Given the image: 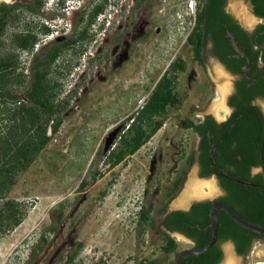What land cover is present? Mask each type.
I'll return each mask as SVG.
<instances>
[{"label": "rangeland", "instance_id": "374dc122", "mask_svg": "<svg viewBox=\"0 0 264 264\" xmlns=\"http://www.w3.org/2000/svg\"><path fill=\"white\" fill-rule=\"evenodd\" d=\"M95 1L98 4L103 0ZM186 1H108L100 24L104 15L113 22L121 10H129L137 3L134 18L127 22L128 38L140 36L141 30L148 36L139 46L138 41L134 43L135 49L124 69L118 67L109 74L104 69L102 75L107 76L106 80L88 83L80 101L68 102L59 112L63 120L59 131L51 135L49 144L31 166L17 176L4 200L20 202L26 216L20 226L0 235V264H69L75 253L73 264H139L152 259L169 264L180 252L195 247L194 241L171 232L169 236L177 243L176 251L165 253L161 249L166 244L162 219L173 209H181L175 207L176 201L190 181L197 178L196 162L186 165V158L195 150L198 137L192 131L178 128L176 118L189 117L195 121L199 116H215L212 107L219 98L215 70L219 64L210 55L206 70L197 65L191 47L184 43L189 28L183 29L176 20L178 14H184ZM226 9L249 31L259 23L247 0H228ZM16 15L0 38V56L19 52L11 40L16 31L24 30L27 15L22 10ZM70 19L79 21L80 17L70 15ZM83 26L80 25L79 31ZM99 26L96 23L89 27L90 37L99 31ZM114 48L109 43L103 52L112 56ZM123 51L121 47L119 54ZM19 54L22 56L18 62L25 74L27 60L22 51ZM68 54L63 58V72L70 66L68 61L75 58L71 52ZM179 58L186 66L185 71L175 72L177 90L184 97L182 107L172 110L163 127L126 162L109 167L107 153L131 123L126 118L145 104L156 83ZM229 79L231 84L234 77ZM71 80L63 78L60 100L67 98L73 85ZM23 92L24 89H17L16 93L22 96ZM226 98L227 94L225 105ZM258 102L264 110V102ZM227 113L228 108L222 118H215L223 120ZM9 125V120L0 116V135ZM184 168V181L177 192L170 193L168 200L166 195ZM83 181L87 185L81 188ZM198 181L202 197L197 200H214L221 195L215 177ZM2 204L3 201L0 208ZM143 210L151 211L158 230H142L139 219ZM51 228L54 230L50 231ZM42 234L47 240L44 244ZM255 243L239 264H252ZM39 245H43V250L39 251ZM229 259L236 264L233 257Z\"/></svg>", "mask_w": 264, "mask_h": 264}, {"label": "trees", "instance_id": "16d2710c", "mask_svg": "<svg viewBox=\"0 0 264 264\" xmlns=\"http://www.w3.org/2000/svg\"><path fill=\"white\" fill-rule=\"evenodd\" d=\"M108 1L103 0L101 4H96L90 14V20L84 31H81L77 40L82 42L89 38L88 29L94 24L98 16L106 9ZM254 5L255 14L264 21V0H250ZM228 0H198V10L196 24L188 37V42L194 46L195 60L203 62L201 57V45L204 38L211 39L218 47L221 44L223 51L217 52L220 60L227 68L235 73H242V67H247L246 58L231 59L227 55L234 54L235 51L230 46L231 34L238 46L243 50L247 57L251 58L256 65L260 57L250 49L249 34L243 30L238 22L225 11ZM86 14V13H85ZM17 15L13 7L2 5L0 8V38L5 33L9 23L16 20ZM263 32V34H261ZM254 36L264 37V23L259 26ZM18 41L22 47L32 45L29 39L24 36ZM1 43V42H0ZM224 47H228L224 50ZM264 61V60H263ZM18 60L9 54L0 56V89L9 90L16 74ZM186 70L182 59L174 61L169 71L156 83L152 89L149 98L145 104L128 121L126 131H122L119 140L114 147L110 149L106 156V162L109 167L114 168L134 155L141 149L163 126L164 119L167 117L168 109L178 108L183 103L184 97L180 96L177 90V76L175 72ZM16 82L22 89L26 88V78L22 75H16ZM261 77V76H260ZM259 77V78H260ZM262 78V77H261ZM262 90L252 91L241 99L232 98L230 103L235 107V113L229 121L221 124L219 127L212 119L206 124L193 125L194 129L205 137L204 144L209 140L207 132L213 137V142L217 150L226 151L225 156L218 152L210 158V153L206 152L202 157V164L206 168L205 176L213 172L208 169L213 163L219 168L226 170L227 175L232 178L231 181L222 179L223 185L230 190L231 197L224 200L233 206L238 213L247 221L264 225V220L255 219L248 209L249 196L244 195V191L250 189L249 185L243 182L256 183L259 178H251L248 169L251 166L262 165L260 151L263 148L264 140V119L260 112L252 108L250 101L258 96L264 97V80H261ZM249 80L245 77L244 81L239 82L241 92L246 88ZM18 89H21V88ZM51 85L42 81V73L37 68V77L31 84V91L28 98L31 105L23 102L21 107L10 108L7 106V99L0 100V116L9 120V127L0 135V202L3 201L0 208V235L14 230L21 225L25 216L26 209L16 200H4L8 192L16 184V178L26 171L37 159L51 140L48 132L56 134L62 126V120L53 119L55 113L64 110L68 104L61 108L54 104L51 93ZM10 91L0 92V97H10ZM3 106V107H1ZM207 148L210 146H206ZM206 148V149H207ZM252 151V152H249ZM230 152L229 154H227ZM232 152V153H231ZM194 162L192 154L188 163ZM233 167V170L231 169ZM96 173L93 175L96 177ZM184 178H180L172 188L171 194L179 190ZM87 182L81 183V188L86 187ZM105 195L103 192L102 196ZM244 207L239 210L237 204ZM211 201L197 202L190 211L174 212L168 225L171 229L178 231L194 241L195 247L207 245L212 239V229L210 227V208ZM61 222V218L58 220ZM142 230L147 228L156 229L157 222L151 217V211L143 210ZM54 230L51 228L50 231ZM166 244L161 247L163 252L170 253L177 249L176 241L168 234H165ZM227 241H233L239 255L246 256L252 250L256 241H264V236L252 232L238 225L226 212L219 213V239L218 243L209 251L199 256H191L184 259L186 264H220L223 260L222 245ZM41 242L44 244L45 235H41ZM39 251L43 250V245L38 246ZM35 254V253H34ZM77 254H73L70 264H73ZM159 260H144L139 264H159ZM169 264H176L175 261Z\"/></svg>", "mask_w": 264, "mask_h": 264}, {"label": "flooded vegetation", "instance_id": "af4514ba", "mask_svg": "<svg viewBox=\"0 0 264 264\" xmlns=\"http://www.w3.org/2000/svg\"><path fill=\"white\" fill-rule=\"evenodd\" d=\"M248 3L252 6L253 10L252 13L259 22L257 26L252 30L249 31L246 29L237 19L233 18L238 22L240 27L245 30L249 34V43L250 49L255 53L258 54L260 57L259 61L254 64L251 58L247 57L243 50L238 46L237 42L234 41L238 47L235 48L232 38L230 37V46L235 51L234 54L227 55L231 59H241L246 58L247 60V67H242L244 74L242 73H235L230 71L227 66L220 60L217 55V52L223 51L221 44L218 47L211 39L204 38L202 40L201 45V57L203 62L195 60L199 67H202L204 70L207 68V60L209 56L215 58L216 61H219L225 68V73L229 74V76L234 77L233 81H231L230 90L226 93V105L225 110L228 113L225 115V119L218 120L215 116L212 115H205L199 116L195 121H193L189 117L184 118H176L177 120V127L183 129L185 131H192L198 137V143L194 151L189 153L186 158V165H188V159L193 154L194 155V163L197 164V178L201 179H208L210 177H215L217 181L218 191L221 195L214 199V200H226L231 197L230 190L227 189L222 182V179L231 181L232 178L227 175L226 170H223L216 166L214 163L208 167L213 173L209 176H205L206 168L202 164V157L205 155L206 152L210 153V158L212 159L215 152H218L221 156H225L226 151L217 150L215 147V143L213 142V137L211 136L210 132H207L208 141L207 144H204L205 137L199 134L194 127V124H206L209 119H212L213 122L219 127L221 124L229 121L232 115L235 113V107L231 105L230 101L232 98L241 99L242 96H246L252 91H260L262 90V85L260 83L261 80H264V37L254 36L257 32L259 26H261L264 21L261 17H258L254 11V5L250 0H247ZM95 0H0V8L2 5H8L13 7L15 13L18 11H24L27 15V21L24 25V30L17 32L12 36V44L17 49L18 54H9L10 56L15 57L17 60L21 58L22 55L19 53L22 51L24 58L27 60V67L25 74L22 73L23 68L21 64L18 62L16 65V74L13 75V79L10 85L9 90H1L3 91H10V97H0V100L7 99V103L10 108L14 107H21L23 102L27 105H31V101L28 98V93L31 91V84L34 82L35 78L37 77V68L40 69L42 73V81L46 84L51 85V93H55L54 95V104L56 107H62L64 104H68L69 101L81 100L84 95H82L83 90L85 89L86 85L89 83H93L96 80H106L107 76L102 75L103 70H107V74L112 72L113 70L119 67L120 69H124L125 65L130 61L131 54L133 52L134 43L138 41V46L147 38L148 35H144L145 31L141 30L140 36L128 38L127 33V22L134 18V13L137 11L138 4L135 3L130 6L129 10H121V14H117L113 22H110L106 15L103 23L99 26V31L96 32L95 35L92 37L85 39L82 44L81 41L77 40V36L81 31H84V28L87 26L90 20V14L96 5ZM103 2V1H102ZM102 2L98 3L101 4ZM107 8V7H106ZM105 9L101 14H104ZM226 11V7H225ZM227 12V11H226ZM86 13V14H85ZM228 13V12H227ZM73 15L75 18L80 20L76 21V19H70L69 16ZM70 21V22H69ZM14 22V21H13ZM126 23V24H125ZM83 24L85 26L79 31L80 25ZM92 24L91 26L95 25ZM159 33L160 30H157ZM263 34V32H261ZM25 39H29L33 42L32 45H28L27 47H22L21 43L18 41L19 38L23 37ZM101 40L98 38L101 37ZM86 42V45L84 43ZM113 44L115 46L114 54L111 56L109 52L105 54V45ZM185 45L191 47L193 51V56H195V49L194 46L188 42V38L185 40ZM90 44V45H89ZM84 45V47H83ZM90 46V47H89ZM93 46V48H91ZM89 47V49H88ZM123 48L124 51L122 54H119V49ZM81 48V49H80ZM228 47H224V50H227ZM71 52V55L75 58L68 61L70 66L67 68V71L64 70L63 72V58L65 55ZM195 59V57H194ZM249 60V61H248ZM220 67V66H219ZM26 78V88L21 95H18L17 89L20 85L16 82V75H22ZM228 76V75H227ZM228 76V77H229ZM261 76V77H260ZM71 77V89L67 92V98L65 100H60V95L63 89V78L68 80ZM247 78L249 82L245 89L242 90L239 87V82L244 81V78ZM260 77V78H259ZM21 88V87H20ZM22 89V88H21ZM225 94V96H226ZM21 98V99H20ZM77 100V101H78ZM258 101L264 102V97L262 95H258L254 97L250 101V105L252 108L257 109L262 119H264V110L260 106ZM183 104L180 105L178 108L168 109L167 117L164 119L165 121L169 118L170 112L172 110H179ZM227 107V108H226ZM226 111L221 112L220 118L223 117V114ZM133 115V114H132ZM130 115V116H132ZM129 116V117H130ZM126 118V121H128ZM53 119L56 121L57 119H61L59 117V113H55L53 115ZM63 122V120H62ZM163 123V125H164ZM127 125V124H126ZM163 127V126H162ZM161 127V128H162ZM160 128V129H161ZM159 129V130H160ZM126 131V130H124ZM52 133L50 132V136ZM210 146V147H206ZM207 148V149H206ZM262 150L260 151L261 159H262ZM252 152V151H249ZM228 152L227 154H229ZM232 153V152H231ZM264 157V151H263ZM190 165V164H189ZM233 170V167L231 168ZM248 173L250 174L251 178H261L259 182L256 183H247L244 185H249L251 188L244 191L245 196H249L250 200L248 202V209L251 211L252 216L255 219L264 220V163L262 160V165L259 166H251L248 169ZM186 171L185 168L181 171L179 176L175 179L173 185L171 186L170 192L166 195L169 200V195L171 196V191L175 183L180 178H185ZM196 178V177H195ZM196 178V179H197ZM197 179V181H198ZM201 181H198V183ZM183 183V182H182ZM147 192V190H146ZM200 195L197 198H201V190L199 191ZM202 200H212L213 199H202ZM230 200V199H228ZM225 202V201H224ZM227 203V202H226ZM237 208L239 210H244V207L238 203ZM191 210V209H190ZM177 211H171L167 213L164 218L162 219L161 229L164 234H170L171 232H178L171 229L168 225V220L170 216ZM142 214H140L139 225L142 228ZM154 219V218H153ZM155 220V219H154ZM156 221V220H155ZM159 227L156 226V229L148 228L149 231H156ZM180 233V232H178ZM182 234V233H181ZM184 235V234H183ZM187 237V236H186ZM190 239V238H189ZM191 240V239H190ZM193 241V240H192ZM73 256V255H72ZM71 256V257H72ZM71 259V258H70ZM71 262V260H70ZM69 262V264H70Z\"/></svg>", "mask_w": 264, "mask_h": 264}, {"label": "water", "instance_id": "95a60500", "mask_svg": "<svg viewBox=\"0 0 264 264\" xmlns=\"http://www.w3.org/2000/svg\"><path fill=\"white\" fill-rule=\"evenodd\" d=\"M248 5H249L250 9L253 10L250 3H248ZM226 11H227V9H226ZM229 36L232 38V41L234 43L235 48L238 49V47L234 41V37L231 34H229ZM217 63L225 71L224 66L219 61H217ZM263 146H264V140H263ZM262 160L264 163L263 150H262ZM244 184H247V183H244ZM204 201H211V200L193 199L185 207H181V209H173L172 211H176V210L190 211V209L192 208V206L195 203L204 202ZM211 202H212V204H211V208H210V227L212 229V235H213L211 241L205 246L194 247L190 250H185L183 252H180L179 254H177V256L175 258L176 264H186L184 262L185 258L191 257V256H199L201 254H204L207 251H209L210 249H212L218 243V239H219V213H220V211L226 212L238 225L242 226L243 228L248 229L252 232H255L259 235L264 236V225H260V224H256V223H252L250 221H247L238 213V211L233 206L229 205L228 203H226L222 200H214ZM175 233L183 236L184 238L189 239L188 237H186L185 235H183L181 233H178V232H175ZM260 246L262 248H264V244L260 245ZM222 251H223V260L221 261L220 264H224L227 261V258L229 257V255H231L236 260L237 264L241 263V261H243V259H244V256H241L238 254L237 249H236V245L233 241L225 242L222 245ZM251 258H252V264H264V259H259V258L255 257L253 253L251 255Z\"/></svg>", "mask_w": 264, "mask_h": 264}, {"label": "bare ground", "instance_id": "6f19581e", "mask_svg": "<svg viewBox=\"0 0 264 264\" xmlns=\"http://www.w3.org/2000/svg\"><path fill=\"white\" fill-rule=\"evenodd\" d=\"M216 75L218 77V84H219V98L216 101V103L214 104V106L212 107V113L217 117L220 118L221 116V112L222 111H226L225 110V94L230 90V79L227 76V74L225 73V71L217 66L216 67ZM199 183L197 184V180L196 178H194L193 180L190 181L187 189L185 190V192L182 194L181 198L178 199L175 203V207H185L191 200L195 199L198 197V195H200V187L198 186ZM208 186H213L211 184H209ZM212 189V188H211ZM232 256L229 255L228 258H231ZM227 258V259H228ZM226 264H234L232 259H229ZM237 264V262H236Z\"/></svg>", "mask_w": 264, "mask_h": 264}, {"label": "built area", "instance_id": "2783aa9c", "mask_svg": "<svg viewBox=\"0 0 264 264\" xmlns=\"http://www.w3.org/2000/svg\"><path fill=\"white\" fill-rule=\"evenodd\" d=\"M198 10V1L197 0H187L185 2L184 14H178L176 17L177 22L182 26L183 29L189 28V32L186 36V39L189 37L193 31L196 24V16ZM103 14H100L96 20V23L100 25ZM193 21V25H192Z\"/></svg>", "mask_w": 264, "mask_h": 264}, {"label": "crops", "instance_id": "0c3cea01", "mask_svg": "<svg viewBox=\"0 0 264 264\" xmlns=\"http://www.w3.org/2000/svg\"><path fill=\"white\" fill-rule=\"evenodd\" d=\"M264 242L256 241L255 243V250L253 251V254L255 257L259 259H264V248H262L260 245H263Z\"/></svg>", "mask_w": 264, "mask_h": 264}]
</instances>
